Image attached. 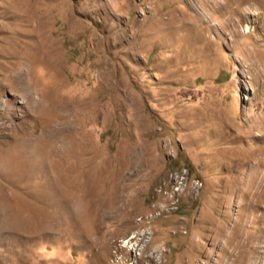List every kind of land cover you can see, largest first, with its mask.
Wrapping results in <instances>:
<instances>
[{
    "label": "rangeland",
    "instance_id": "rangeland-1",
    "mask_svg": "<svg viewBox=\"0 0 264 264\" xmlns=\"http://www.w3.org/2000/svg\"><path fill=\"white\" fill-rule=\"evenodd\" d=\"M255 1L0 0V264H264Z\"/></svg>",
    "mask_w": 264,
    "mask_h": 264
},
{
    "label": "built area",
    "instance_id": "built-area-1",
    "mask_svg": "<svg viewBox=\"0 0 264 264\" xmlns=\"http://www.w3.org/2000/svg\"><path fill=\"white\" fill-rule=\"evenodd\" d=\"M193 185H200L197 180ZM188 182L187 168H177L168 173L167 179L162 180L155 188V194L161 195L168 200V208L176 209L180 197L183 195Z\"/></svg>",
    "mask_w": 264,
    "mask_h": 264
},
{
    "label": "bare ground",
    "instance_id": "bare-ground-1",
    "mask_svg": "<svg viewBox=\"0 0 264 264\" xmlns=\"http://www.w3.org/2000/svg\"><path fill=\"white\" fill-rule=\"evenodd\" d=\"M257 1V0H256ZM255 1V2H256ZM253 8V7H252ZM246 9V8H245ZM249 11V10H248ZM245 15V14H244ZM262 15V14H261ZM256 54V53H255ZM4 113H9V110L6 108V105H5V103H3L2 104V106L0 105V114H4ZM17 126H19V125H15V127L17 128ZM19 128V127H18ZM0 129H2L4 132H9V131H11L12 130V127L9 125V124H7V123H5V121L2 123H0ZM1 132V131H0ZM262 132V131H261ZM6 134V133H5ZM8 134V133H7ZM12 134V133H11ZM10 134V135H11ZM1 135V134H0ZM4 136V135H3ZM2 136V137H3ZM1 137V136H0ZM1 137V138H2ZM5 137V136H4ZM6 137H8L7 135H6ZM0 138V139H1ZM14 138L16 139L17 137L16 136H14ZM4 139V138H3Z\"/></svg>",
    "mask_w": 264,
    "mask_h": 264
}]
</instances>
